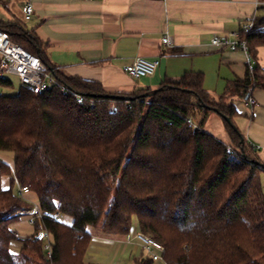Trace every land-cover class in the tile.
Here are the masks:
<instances>
[{"label":"trees","instance_id":"obj_1","mask_svg":"<svg viewBox=\"0 0 264 264\" xmlns=\"http://www.w3.org/2000/svg\"><path fill=\"white\" fill-rule=\"evenodd\" d=\"M26 24L0 19V29L40 57L68 92L21 87L6 95L1 90L13 84L0 76V264H98L86 259L92 230L126 238L135 218L140 232L163 245L164 264H264V163L228 100L250 101L264 90L257 63L264 15L239 32L250 57L245 77L216 100L196 72L165 80L154 94H112L100 82L66 77ZM212 113L230 119L232 145L204 129ZM8 153L13 167L3 159ZM23 187L44 216L15 253L11 226L34 207ZM43 231L52 237L51 255L38 237ZM134 264L155 261L141 255Z\"/></svg>","mask_w":264,"mask_h":264},{"label":"crops","instance_id":"obj_2","mask_svg":"<svg viewBox=\"0 0 264 264\" xmlns=\"http://www.w3.org/2000/svg\"><path fill=\"white\" fill-rule=\"evenodd\" d=\"M0 2L8 12L15 8V19H24L23 6L31 2L34 14L28 21L29 28L43 41L55 69L69 78L100 82L112 94H131L140 89L154 91L167 79L177 80L188 72H196L204 75V87L212 97L222 96L230 83L245 77L250 61L243 50L213 46L212 37L239 33L242 27L264 15V0ZM165 35L172 38V44L163 43ZM138 57L160 59L156 73L141 79L130 77L125 67ZM257 63L264 71V46L258 48ZM251 99L253 104L233 98L240 113L235 120L264 163V90L255 89ZM204 129L227 145L233 141L226 121L217 113L208 117ZM3 159L14 166L13 158L3 155ZM262 184L264 188V175ZM2 185L4 189L10 188L11 178L4 177ZM23 196L38 202L34 193ZM61 221L72 224L69 217ZM11 229L25 238L35 230L25 217L12 224ZM139 232L138 229L134 236L126 238L94 237L86 259L98 264L134 263L136 257L145 255V249L136 240Z\"/></svg>","mask_w":264,"mask_h":264},{"label":"built area","instance_id":"obj_3","mask_svg":"<svg viewBox=\"0 0 264 264\" xmlns=\"http://www.w3.org/2000/svg\"><path fill=\"white\" fill-rule=\"evenodd\" d=\"M22 11L24 20L26 22L30 21L34 14L33 4L27 2L23 6ZM162 41L166 45L173 43L172 38L169 35H165ZM211 44L215 47L231 51L243 50L250 61L248 47L246 43L241 40L240 33H233L228 36L214 35L211 39ZM159 66L160 59L158 58L147 59L144 57H138L132 64L125 67V72L134 79H141L154 75ZM4 74L18 76L21 80V87L35 94L45 93L57 88H61V91L64 93L68 92V89L49 71L48 67L40 57L29 52L24 46L14 42L5 31L0 29V76H3ZM78 101L81 102L80 99ZM251 103L253 104L254 102L251 101ZM30 192L29 187H23L20 189L22 195H27ZM33 203L34 207L31 210L22 211L19 215L25 217L30 225L35 226L36 222L43 218L44 213L38 203ZM54 217L57 218L58 214L54 215ZM14 235L19 240L26 239L19 233H14ZM38 237L44 240L45 237L49 238V235L43 231L39 233ZM136 240L151 254L154 261H162L164 247L160 242L142 232L137 233ZM45 249L49 252V255H51L50 241L49 244H46Z\"/></svg>","mask_w":264,"mask_h":264},{"label":"rangeland","instance_id":"obj_4","mask_svg":"<svg viewBox=\"0 0 264 264\" xmlns=\"http://www.w3.org/2000/svg\"><path fill=\"white\" fill-rule=\"evenodd\" d=\"M11 10H13L12 12H8L5 8H4V6H3V4L0 2V19L1 20H3V21H5V22H9L10 20H13V19H15V13H16V11H15V8H12ZM13 13V14H12ZM17 14V13H16ZM10 19V20H9ZM26 26H27V28L28 29H30L29 27L31 26V22L30 23H28L27 22V24H26ZM5 78H7V79H9L11 82H12V84H13V86L11 87V88H7V89H2L1 91H2V93L3 94H6V95H15V94H18L19 93V91H20V89H21V80H20V78L18 77V76H16V75H13V74H4L3 75ZM212 96V95H211ZM219 96H221V95H219ZM217 97L216 99H219L220 97ZM213 99H215L214 97H213ZM215 99V100H216ZM229 100V103H233V104H235L234 103V100H233V98L231 97V98H229L228 99ZM200 120H201V118L199 117V116H197L196 118H195V123H197V124H199V122H200ZM233 143H231V145H232ZM5 156H7L8 158H10V159H12L13 158V155L12 154H10V153H8V154H4ZM15 190H17V186H15ZM139 229V226H138V221H137V219L135 218L134 219V222H133V227H132V231H131V235H129L128 237H132V236H134L135 234H136V231ZM93 231V235H94V237H96V238H98V237H100V235H102V236H106V235H104V234H102V233H100V232H95L94 230H92ZM49 241H50V243H52V237H50L49 236V238H46L45 237V239H44V243H45V246H46V244H49ZM21 240L19 241V240H17V241H14L13 242V245H12V251L13 252H15V253H17L18 251H19V248H20V245H21ZM17 246H19V248L17 247ZM49 253V252H48ZM144 256L145 257H147V256H151V254L148 252V251H144ZM87 262H91V261H89V260H87ZM155 263L156 264H164L162 261H155ZM124 264H126V261H124ZM130 264H134L133 262H131Z\"/></svg>","mask_w":264,"mask_h":264},{"label":"water","instance_id":"obj_5","mask_svg":"<svg viewBox=\"0 0 264 264\" xmlns=\"http://www.w3.org/2000/svg\"><path fill=\"white\" fill-rule=\"evenodd\" d=\"M159 89H157V90H154L151 94H154L155 92H157ZM224 119H226L227 120V122L228 123H230V119L228 118V117H226V116H222ZM233 129L235 130V131H237V128L235 127V126H233Z\"/></svg>","mask_w":264,"mask_h":264}]
</instances>
